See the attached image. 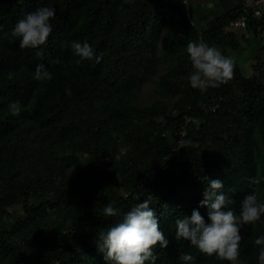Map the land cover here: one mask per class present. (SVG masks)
<instances>
[{"label": "trees", "instance_id": "1", "mask_svg": "<svg viewBox=\"0 0 264 264\" xmlns=\"http://www.w3.org/2000/svg\"><path fill=\"white\" fill-rule=\"evenodd\" d=\"M189 1L191 23L181 0H0V264H108L98 238L120 217H104V206L115 202L122 214L149 197L168 241L157 245L156 264H182L181 253L194 264H228L177 240L175 221L197 209L207 222L200 201L211 179L223 181L239 214L249 178H264V59L255 56L249 74L235 62L234 78L220 87L193 89L187 44L229 56L226 44L240 42L224 26L244 7L226 0L203 18L205 6ZM42 6L56 9L51 35L21 50L10 31ZM247 29L257 35L253 20ZM73 41L88 42L101 61H81ZM160 59L168 63L163 72ZM41 63L53 77L44 85L32 78ZM149 81L163 101H139ZM17 100L35 104L12 116ZM200 101L216 108L204 112ZM187 113L200 121L185 126L192 144L170 154ZM259 189L264 201V180ZM241 234V258L258 264L254 240L264 235V216Z\"/></svg>", "mask_w": 264, "mask_h": 264}, {"label": "clouds", "instance_id": "2", "mask_svg": "<svg viewBox=\"0 0 264 264\" xmlns=\"http://www.w3.org/2000/svg\"><path fill=\"white\" fill-rule=\"evenodd\" d=\"M198 3L209 8L215 7L214 4L210 3V0H200ZM189 15V17L186 16L191 23L194 19L192 14ZM55 16V7L42 6L28 12L15 23L14 28L10 31V37L13 41L18 40V46L21 50L39 48L47 43L52 32L51 20ZM2 30L3 26L0 25V31ZM228 31H234L235 34H238L240 43L246 42V39L253 35L252 31L248 36L240 35L237 30ZM256 33L259 36H264V32L261 33L257 29ZM71 50L81 61L94 59L96 63H99L103 57V53L95 55L93 48L86 41L82 43L73 41ZM186 51L192 68L187 76V81L193 89L199 90L201 94L210 88L227 84L234 78V59L225 56L216 47L190 41ZM247 63L250 65V62ZM13 78V74L9 72L8 79L12 80ZM32 78L44 85L53 77L52 73L41 63L36 65ZM44 90L41 87V91ZM66 92L71 94L70 89H66ZM34 104L35 100L27 107L22 106L18 100L11 102L9 104L10 114L18 116L22 110L31 111ZM202 104L207 105L209 109H203ZM214 105L204 101L198 103V107L204 112L214 110L216 107L211 109V106ZM191 120L198 128L200 121L194 120V115L188 113L184 115L182 125L185 127ZM176 132H174L175 140L170 154L192 144V141L186 140L184 135V139L180 137L176 147ZM73 171L74 167H70L69 176ZM262 180H264L262 177L249 178L248 183L251 191L243 197L239 214L229 207L233 200L223 192V181L220 179L209 180L208 186L203 192L204 198L200 201V206L207 208V222L204 216L197 209H194L190 217L184 216L175 221V238L189 241V244L205 257H215L219 261H227L228 264H247L246 260L241 258L240 244L243 239L241 229L255 225L264 216V201L259 198V185ZM134 199L140 201L138 195ZM114 203H107L102 210V215L106 218L120 217L106 232H101L98 238L97 247L103 253L104 260L108 264H156L158 253L155 252V249L157 245L161 249L166 248L168 241L160 230L155 211L150 207L151 198L135 203L130 210L122 214L114 206ZM254 244L259 249L258 264H264V235L257 237ZM179 259L182 264H194L196 257L189 253H181Z\"/></svg>", "mask_w": 264, "mask_h": 264}, {"label": "rangeland", "instance_id": "3", "mask_svg": "<svg viewBox=\"0 0 264 264\" xmlns=\"http://www.w3.org/2000/svg\"><path fill=\"white\" fill-rule=\"evenodd\" d=\"M193 2H199L200 0H192ZM226 0H210V3L215 6V10H219V7H224L222 2ZM206 2V1H205ZM207 3V2H206ZM211 5V6H212ZM210 6V5H208ZM200 15H204L203 18H208L211 16V12L209 10V7H205L200 11ZM200 18H198L199 20ZM200 21V20H199ZM198 21V22H199ZM169 23L167 22L166 27L164 28V38L166 34V30H168ZM236 39L239 37L238 34L235 35ZM164 38H161L159 40V54H161L162 50V43L164 42ZM228 48V54L230 57L234 59L236 64L240 67V70L243 74H248L250 71H252V68L247 62L253 61L255 59V56H257L259 59H264V36L259 35H251V37L246 39V42L243 41V43H240L239 46L236 49H232L231 44H226ZM219 49V47H217ZM168 68V63L164 62L162 59H160L159 62V72H163ZM156 78V77H154ZM154 82L149 81L143 84L140 90L139 94V101L143 104H150L152 102L156 101H163L164 98L161 97L154 89Z\"/></svg>", "mask_w": 264, "mask_h": 264}, {"label": "built area", "instance_id": "4", "mask_svg": "<svg viewBox=\"0 0 264 264\" xmlns=\"http://www.w3.org/2000/svg\"><path fill=\"white\" fill-rule=\"evenodd\" d=\"M244 13L232 18L225 26V30H237L240 35L248 36L250 31L247 29L248 20H253L255 27L261 33L264 32V0H242ZM181 5L186 15L189 17V0H181ZM203 109H209L207 105L202 104ZM216 106H211L214 109ZM189 117L187 118V120ZM185 127H182L176 132V147L178 146L180 137L184 139Z\"/></svg>", "mask_w": 264, "mask_h": 264}]
</instances>
